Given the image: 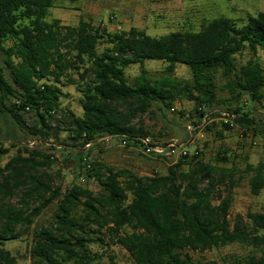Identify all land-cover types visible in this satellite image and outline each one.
Listing matches in <instances>:
<instances>
[{"label":"trees","instance_id":"obj_1","mask_svg":"<svg viewBox=\"0 0 264 264\" xmlns=\"http://www.w3.org/2000/svg\"><path fill=\"white\" fill-rule=\"evenodd\" d=\"M54 6V0H0V49L12 79L0 63V118L9 114L30 134L48 136L49 119L60 108L63 76L69 84L77 82L68 76L70 70H83V82L78 85L84 114H70L69 122L72 141L83 145L104 134L133 141L148 138L149 132L134 121L155 105L170 109L180 99L212 105L219 72L233 91L248 94L253 101L262 98L261 63L253 58L238 67L236 56L245 50L255 57L264 53V13L240 27L233 19L221 17L199 32L153 37L137 28L107 32L84 19L77 27L62 26L59 19L48 22ZM8 41L14 43L6 47ZM101 42L108 47L99 54ZM150 60L167 64L163 77L149 76L145 63ZM179 64L189 67L191 82L175 77ZM131 65L141 68L134 84L125 76ZM26 110L38 115L32 128L21 115ZM234 114L244 129L246 125L255 130L254 117L239 110ZM9 151L1 146L0 160ZM188 158L170 166L167 175L140 178L130 173L124 182L123 174L113 169L80 171L79 177L98 179L100 192L76 185L63 194L47 174L53 164L51 156L20 150L5 166L0 164V264H17L5 243L29 233L35 219L55 201L54 223L32 233L33 264H93L96 256L89 245L94 240L88 236L92 226L106 229L135 264H216L195 262L186 251L205 252L234 243L260 247L263 256L250 258L248 264H264V213H250L249 223L232 224L229 219L238 187L235 171L206 163L199 155L191 157L192 164L184 170ZM245 172L253 174L252 193L260 195L264 161L247 164ZM17 193L21 199L12 203ZM109 264H116V258Z\"/></svg>","mask_w":264,"mask_h":264},{"label":"rangeland","instance_id":"obj_2","mask_svg":"<svg viewBox=\"0 0 264 264\" xmlns=\"http://www.w3.org/2000/svg\"><path fill=\"white\" fill-rule=\"evenodd\" d=\"M99 1L100 12L79 14L73 9L72 3L55 0V7L50 10L47 20L52 22L54 19H60L62 26L77 27L81 20L86 19L92 21L94 27L104 28L111 33L138 28L150 36L161 37L177 31L199 32L207 23L221 17L234 19L240 27L246 24L250 17L264 12V0H126L131 3L133 9L130 14L123 16L115 11L116 6L111 2L115 0ZM79 5V8H82V3ZM13 43L8 41L5 46H11ZM107 47V44L99 43L98 53L101 54ZM5 57L0 49V63L7 78L12 82ZM253 58H257L264 68V53L260 52L255 57L249 50L236 56L237 66L246 65ZM87 66L81 65L82 68ZM145 66L149 76L157 79L165 75L167 64L150 60L146 61ZM82 72L83 70L68 71V76L77 81L73 84H69L67 77L63 76V85H60L63 92L60 97V108L54 117L49 119L48 136H36L20 129L9 114L0 118V147L10 150L1 158V166H5L20 150L49 155L53 164L51 169L46 170L47 174L54 186L60 188L63 194L76 185L94 193L100 192L98 179L92 177L83 183L82 179L86 178V175L79 177L80 171L84 173L96 169L100 173H105L108 169H113L123 174L121 179L123 182L130 173L140 178L167 175L170 166L177 164L181 159L148 156L138 141H127L122 136L109 134L99 136L90 147L72 141L69 131L70 114L77 117L84 114L81 105L83 94L78 85L83 82L80 75ZM140 74V65H131L125 69V76L130 84H134ZM175 77L187 82L193 79L189 67L181 64L176 68ZM89 78L86 77L85 81ZM216 86V100L210 106H201L197 102L180 99L170 109L153 106L150 113L139 116L134 124L148 131L149 139L154 144L163 146L172 142L184 144L191 152L194 149L198 151L200 160L232 168L238 178V187L234 191L229 219L232 224L237 221L249 223L247 217L250 213H264V191L260 195H254L251 188L253 174L245 172L247 164L258 165L264 161V88L262 98L253 101L248 94L233 91L228 85V79L221 72L217 74ZM236 110L255 118V130L246 125L244 129L236 121L238 118L234 114ZM21 115L30 128L39 121L38 115L32 110H26ZM191 160L189 157L184 163V170L189 169ZM84 163L90 164L91 169L87 167L85 170ZM131 198L130 196L129 201ZM20 199L21 194L17 193L11 202L18 203ZM36 206L37 203L34 204V207ZM57 208L58 203L55 201L35 219L29 233L5 243V249L16 258L17 264H33L30 254L32 233L41 227L51 226L55 221ZM78 213L81 215L82 210L80 209ZM91 228L88 236L94 240V243L89 245L96 256L93 264H109L112 257L116 258V264H135L129 253L110 239L106 229L98 231L96 226ZM126 230L131 232L129 228ZM186 253L195 262L216 264H248L250 258L263 256L260 247L245 243H234L205 252L187 250Z\"/></svg>","mask_w":264,"mask_h":264},{"label":"built area","instance_id":"obj_3","mask_svg":"<svg viewBox=\"0 0 264 264\" xmlns=\"http://www.w3.org/2000/svg\"><path fill=\"white\" fill-rule=\"evenodd\" d=\"M174 110V109H173ZM127 141H129L126 137H124ZM137 141L142 146L144 153L148 156H155L158 158H166V157H175L177 159L187 158V157H194L197 156L199 153L194 149V151L191 152V150L184 144H177L176 142H172L166 146L160 145V144H154L151 142V140L148 138H139ZM91 144L87 145V147H90ZM88 169H91V165L87 166ZM87 179H90V177L86 176L82 179L83 183L87 182Z\"/></svg>","mask_w":264,"mask_h":264},{"label":"crops","instance_id":"obj_4","mask_svg":"<svg viewBox=\"0 0 264 264\" xmlns=\"http://www.w3.org/2000/svg\"><path fill=\"white\" fill-rule=\"evenodd\" d=\"M67 2L72 3L69 0H65ZM55 2V0H54ZM113 2V5L116 6L114 9L116 12H118V14L123 15V16H127L128 14H130L132 12V5L130 2H127L126 0H115V1H111ZM82 3V8H79L80 5ZM100 1L99 0H79L75 3H72L74 5L73 9L77 10V12L80 14L82 13H86V12H92V13H96V12H100L101 11V6H100ZM55 7V6H54ZM53 7V8H54ZM51 8V9H53ZM50 9V10H51ZM264 13V12H261ZM253 17V16H252ZM227 18V17H226ZM232 19V18H230ZM60 20V19H59ZM86 20V19H84ZM234 20V19H233ZM235 21V20H234ZM127 22V21H126ZM132 29V28H131ZM138 29V28H137ZM140 30V29H139ZM115 33V32H113ZM264 191V190H263ZM262 191V192H263ZM261 192V193H262Z\"/></svg>","mask_w":264,"mask_h":264}]
</instances>
